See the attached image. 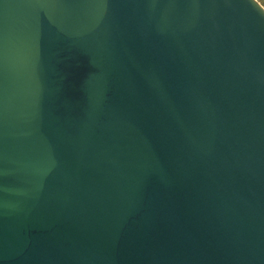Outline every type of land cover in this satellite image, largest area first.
Returning a JSON list of instances; mask_svg holds the SVG:
<instances>
[{
    "label": "water",
    "instance_id": "obj_1",
    "mask_svg": "<svg viewBox=\"0 0 264 264\" xmlns=\"http://www.w3.org/2000/svg\"><path fill=\"white\" fill-rule=\"evenodd\" d=\"M0 264H264V6L0 0Z\"/></svg>",
    "mask_w": 264,
    "mask_h": 264
},
{
    "label": "rangeland",
    "instance_id": "obj_2",
    "mask_svg": "<svg viewBox=\"0 0 264 264\" xmlns=\"http://www.w3.org/2000/svg\"><path fill=\"white\" fill-rule=\"evenodd\" d=\"M264 6V0H258Z\"/></svg>",
    "mask_w": 264,
    "mask_h": 264
}]
</instances>
